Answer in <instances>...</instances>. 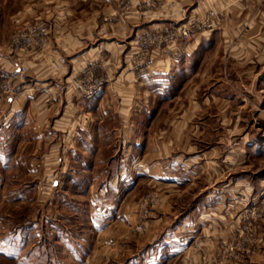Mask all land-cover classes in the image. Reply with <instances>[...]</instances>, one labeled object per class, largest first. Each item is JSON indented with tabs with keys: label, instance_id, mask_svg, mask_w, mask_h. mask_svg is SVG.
I'll list each match as a JSON object with an SVG mask.
<instances>
[{
	"label": "crops",
	"instance_id": "0c3cea01",
	"mask_svg": "<svg viewBox=\"0 0 264 264\" xmlns=\"http://www.w3.org/2000/svg\"><path fill=\"white\" fill-rule=\"evenodd\" d=\"M133 1L135 11L117 14L113 29V0H0V76L17 78L15 94L0 99V183L28 146L27 158L40 163L41 151L43 165H54L47 174L54 180L77 179L73 166L62 174L56 169L77 160L89 164L88 180L107 179V194L101 190L88 222L92 239L83 264H264V225L256 249L222 255L238 228L239 190L231 176L236 161L230 159L238 145L254 144L239 127L244 115L232 106L244 82L236 70L264 73V0H161L163 9L148 23L136 8L140 0ZM14 4L20 11L7 13ZM210 9L219 13L213 30L141 56L142 34L202 18ZM35 17L48 20V43L22 54L28 71L21 75L10 36L15 23ZM89 72L105 79L104 88L80 98L78 75L88 78ZM255 79L264 85L263 76L247 74V83ZM223 164L228 174L221 179L216 166ZM143 177L166 189L163 222L157 219L145 231L134 220V204H125ZM203 181V189L191 192ZM240 192L251 197L247 185Z\"/></svg>",
	"mask_w": 264,
	"mask_h": 264
},
{
	"label": "rangeland",
	"instance_id": "374dc122",
	"mask_svg": "<svg viewBox=\"0 0 264 264\" xmlns=\"http://www.w3.org/2000/svg\"><path fill=\"white\" fill-rule=\"evenodd\" d=\"M113 1L116 5H112L111 14L114 15L109 23L113 29H116L115 16L129 15L135 10L133 0ZM163 7L161 0L160 2L140 0L136 6L143 23H148L150 15L158 10L160 12ZM21 8L22 6L14 4L12 10L9 8L7 13H16ZM39 19L35 17L29 22ZM29 22L15 23L10 40L14 33L25 28ZM143 36L144 34L139 37V42ZM236 72L244 82L239 83L240 85L236 88L237 93L229 89L231 94L236 93L238 97L237 100L236 98L233 100L232 106L241 111L240 115H244V117H238L239 127L249 132L250 135H248L254 143L250 147L251 150L238 145L237 155L230 159L233 162L236 161V167L231 176L234 181L232 186L239 190L234 198L237 205L233 218V226L238 228L227 243H239L235 254L237 256L248 247L252 250L257 248V241L260 239L264 225V85L261 84V79H255L253 85L246 80L247 74L264 77V73L261 68L253 70L239 68ZM78 90L82 94L80 98H88L79 87ZM251 93L252 100L249 98ZM241 137L243 136L239 134V141ZM29 148L31 147L28 146ZM28 149L25 150L23 157L13 160L10 171L0 183V264H83L81 260H84L92 239L88 222L94 212L92 210L103 198L101 190L105 188L107 194L109 182L107 179L106 181L88 180L89 164L83 160H77L75 163L70 161L69 166L65 164L56 168L58 174H62V172H70L73 166L77 170L73 171L77 179L58 175L63 178L54 180L47 175L49 172H55L54 165L47 167L43 165L41 151L38 159L40 163L34 161L35 159L27 158L25 153L30 151ZM90 152L91 150H83V155H88ZM216 169L221 179L228 174L224 164L221 167L216 166ZM118 171L120 170L116 168L114 172ZM96 174L98 175L99 172L95 169L94 176ZM204 183L205 181L197 183V186L190 189L191 192L199 188L203 189ZM246 185L251 190V197L248 196V200L245 199L244 193L240 192L246 189ZM165 190L164 186H159L143 177L137 180L127 192L125 204H130L131 207L134 204V220L136 218L141 230L145 231L146 227L157 219L163 222L160 210L164 205ZM193 199L194 196H191L189 201ZM249 209H259L254 216L256 221H253L252 227L239 218V215ZM245 225L249 226L247 232L244 230ZM194 243V247L200 249L201 240L196 239Z\"/></svg>",
	"mask_w": 264,
	"mask_h": 264
},
{
	"label": "built area",
	"instance_id": "2783aa9c",
	"mask_svg": "<svg viewBox=\"0 0 264 264\" xmlns=\"http://www.w3.org/2000/svg\"><path fill=\"white\" fill-rule=\"evenodd\" d=\"M218 14L219 13L216 10L210 9L202 18L196 17L194 19L186 20L169 29L146 32L140 42L141 56L146 57L153 48L159 47L161 44H171L179 38L186 41L197 39L201 34L213 30L217 26L219 19ZM49 31L50 24L48 20L40 18L39 20L29 22L25 28L19 29L12 35L10 40V50L12 53L18 54L14 67L18 70L19 74L23 75L28 71L27 62L24 60L22 54H33L43 50L48 43ZM85 71L86 70H84L83 73ZM78 76L76 85L88 98L96 96L103 90L105 82L104 78H93L91 73L87 76L88 78L85 76L82 77V74H79ZM16 80L17 78L15 75L7 78L0 76V99L15 94ZM257 211H259V209L246 210L242 215H239V218L252 227L253 221H256L254 216L257 214ZM246 225L244 226L245 232L249 229V226ZM240 238L242 239L243 237ZM238 246L239 243H226L222 250L223 257L229 258L235 256ZM220 261L221 260H217L213 264H222ZM201 264L210 263L203 262Z\"/></svg>",
	"mask_w": 264,
	"mask_h": 264
}]
</instances>
